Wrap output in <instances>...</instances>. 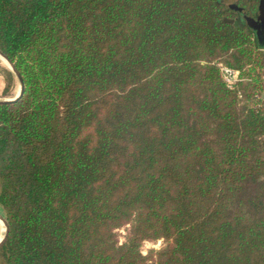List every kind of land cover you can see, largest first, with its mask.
<instances>
[{"label":"trees","instance_id":"1","mask_svg":"<svg viewBox=\"0 0 264 264\" xmlns=\"http://www.w3.org/2000/svg\"><path fill=\"white\" fill-rule=\"evenodd\" d=\"M261 2L0 0V264H264Z\"/></svg>","mask_w":264,"mask_h":264},{"label":"water","instance_id":"2","mask_svg":"<svg viewBox=\"0 0 264 264\" xmlns=\"http://www.w3.org/2000/svg\"><path fill=\"white\" fill-rule=\"evenodd\" d=\"M224 20L225 21H231V22L234 21V19H231V18H225ZM248 22L256 30L257 36L262 41V38L264 37V0H262L261 5L258 8L257 18L256 19L248 18ZM0 55L8 61L13 72L15 73V75L17 76V78L20 82V91L15 97H13L11 99H6V100H0V104H12V103L17 102L23 96L24 91H25V82H24V79H23L20 71L17 69L16 65L14 64V62H12L7 57V55L4 54L1 50H0ZM0 218L4 221V224L6 226L5 235L2 238V240L0 241V248H1L4 245V243L6 242V239H7L8 233H9V225H8L6 218L3 215L0 214Z\"/></svg>","mask_w":264,"mask_h":264},{"label":"crops","instance_id":"3","mask_svg":"<svg viewBox=\"0 0 264 264\" xmlns=\"http://www.w3.org/2000/svg\"><path fill=\"white\" fill-rule=\"evenodd\" d=\"M258 39L261 42L262 46L264 47V37L262 38V41L259 37H258ZM7 70L13 71L10 64L0 55V100L11 99V98L15 97L20 91V88L18 91L16 90L17 81H16V83L14 81L10 90H6V87H7L6 72H7ZM19 85H20V82H19ZM262 95L264 96V93Z\"/></svg>","mask_w":264,"mask_h":264},{"label":"rangeland","instance_id":"4","mask_svg":"<svg viewBox=\"0 0 264 264\" xmlns=\"http://www.w3.org/2000/svg\"><path fill=\"white\" fill-rule=\"evenodd\" d=\"M14 73V72H13ZM15 75V73H14ZM16 83L17 81V87H16V90L18 91L19 88H20V85H19V80L17 78V76L15 75V78L13 80V83ZM264 93V92H263ZM264 97V96H263ZM0 188H1V182H0ZM0 214L4 216V212H3V209L2 207L0 206ZM5 217V216H4ZM1 221V220H0ZM2 223L0 222V225ZM128 230H129V225L127 226H124L120 229H118V239L120 242H123L126 240V237H127V234H128ZM163 246V240H158V241H146L143 246H142V249H143V252L144 253H147L149 252L151 249H159Z\"/></svg>","mask_w":264,"mask_h":264},{"label":"built area","instance_id":"5","mask_svg":"<svg viewBox=\"0 0 264 264\" xmlns=\"http://www.w3.org/2000/svg\"><path fill=\"white\" fill-rule=\"evenodd\" d=\"M222 70L224 72V75H225L227 82L230 84L234 83V81L237 79L238 72L233 71V70H231L227 67H224V66H222Z\"/></svg>","mask_w":264,"mask_h":264},{"label":"bare ground","instance_id":"6","mask_svg":"<svg viewBox=\"0 0 264 264\" xmlns=\"http://www.w3.org/2000/svg\"><path fill=\"white\" fill-rule=\"evenodd\" d=\"M4 58V57H3ZM6 60V59H5ZM7 61V60H6ZM8 62V61H7ZM0 222L2 223L1 225H0V241L2 240V238L4 237V235H5V232H6V226H5V224H4V221L0 218Z\"/></svg>","mask_w":264,"mask_h":264}]
</instances>
